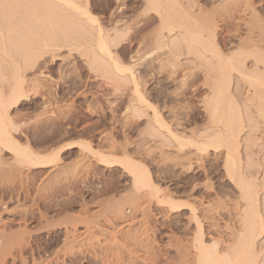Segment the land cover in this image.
Masks as SVG:
<instances>
[{
	"label": "rangeland",
	"instance_id": "1",
	"mask_svg": "<svg viewBox=\"0 0 264 264\" xmlns=\"http://www.w3.org/2000/svg\"><path fill=\"white\" fill-rule=\"evenodd\" d=\"M73 1L109 52L71 5L0 0V264H198L200 225L228 260L256 212L260 264L263 97L238 67L264 70V0ZM167 6L196 41L165 29ZM224 121L240 125L239 170Z\"/></svg>",
	"mask_w": 264,
	"mask_h": 264
},
{
	"label": "bare ground",
	"instance_id": "2",
	"mask_svg": "<svg viewBox=\"0 0 264 264\" xmlns=\"http://www.w3.org/2000/svg\"><path fill=\"white\" fill-rule=\"evenodd\" d=\"M55 1V0H54ZM56 1H61V2H63L64 4H67V5H71L72 7H73V10H74V14H73V16H77V18L75 17V19H77L78 20V18L79 19H83V20H85V22H87V24L88 23H90V24H97V31H98V33H97V38H98V42H99V45H100V48L101 49H103L104 51H106V52H109L108 50H109V48H107L106 47V45H107V43H106V36L104 35V33H103V28L100 26V24L98 23V19L97 18H94L93 16H92V14H91V12L89 11V9H87V8H81V6H79V4H77L75 1H73V0H56ZM88 1L89 0H85V2L88 4ZM155 1V0H154ZM161 1V0H160ZM59 3V2H58ZM54 4H57V3H54ZM157 4V3H156ZM163 4V3H162ZM166 5V3L163 5V6H165ZM168 5V4H167ZM236 5V4H235ZM64 6H66V5H64ZM242 6H243V4H242ZM246 6H248V5H246ZM245 7V6H244ZM159 8V7H158ZM162 8H164V7H162ZM169 8H170V6H169ZM169 8H168V6H167V9L168 10H164V12H166L165 13V15L163 16V18H161V19H163L162 21H161V23L163 24V26H165L164 28L165 29H167V30H169L170 32H174L175 31V29H177V28H181L180 30H182V28H183V30H185V32L184 33H186L185 35L187 36V37H185V39L186 38H188V36L190 37V36H192L193 38H194V40H195V33L197 34H199V32H197V29H196V32H194V27L191 29V27L189 28L188 26H185L184 24H182L183 22H182V20H181V24H180V22L178 23L179 25H177V23H175L176 21H175V19H176V17L178 16L177 14L178 13H176L174 16H176L175 18H173V20L171 19V14H169L171 17H168V11H169V13H172V11L170 12V10H169ZM238 8V7H237ZM234 9H235V7H234ZM240 9V8H239ZM59 10V9H58ZM57 10V11H58ZM173 10V9H172ZM175 10V9H174ZM245 10V9H244ZM239 11V10H238ZM237 11V9H236V11H235V13L236 12H238ZM54 12V11H53ZM182 12V11H181ZM254 12V11H253ZM183 13V12H182ZM232 13V12H231ZM164 14V13H163ZM239 14V13H238ZM237 14V15H238ZM243 14V13H242ZM173 15V14H172ZM232 15V14H231ZM233 15H235V14H233ZM232 15V16H233ZM258 17V15L256 14L255 15V17ZM180 17H182V16H180ZM180 17H179V19H180ZM187 17V16H186ZM185 17V18H186ZM233 18V17H232ZM235 18V17H234ZM238 18H239V16H238ZM260 18V17H259ZM183 19V18H182ZM187 19V18H186ZM236 19V18H235ZM80 20V21H81ZM184 20V19H183ZM188 20V22H189V19H187ZM191 20V19H190ZM193 20V19H192ZM260 20V19H259ZM176 24H174L173 22ZM177 21H179V20H177ZM186 21V20H185ZM187 22V24L189 25V23ZM195 24V23H194ZM209 24V23H208ZM212 25V24H211ZM210 25V26H211ZM190 26H194V25H191L190 24ZM201 27L202 28V25H198V27ZM204 26H205V24H204ZM204 26H203V28H204ZM207 26V25H206ZM209 26V27H210ZM259 26V25H258ZM257 26V27H258ZM196 27V26H195ZM212 27V26H211ZM214 27V26H213ZM202 28V29H203ZM215 28V27H214ZM202 29H200L201 31H202ZM211 30H212V28H210ZM258 30H259V33H262L261 34V36L264 34V25H262V23L260 24V26L257 28ZM257 29L255 30V31H257ZM174 30V31H173ZM205 30H206V28H205ZM207 30H208V27H207ZM204 31V30H203ZM201 32V33H204V32ZM213 31V30H212ZM183 32V31H182ZM209 33H211L210 31H208ZM206 33V32H205ZM212 34H213V32H212ZM197 36V35H196ZM200 36H201V34H200ZM200 36H197V39L200 37ZM208 36V35H207ZM215 36V35H214ZM192 37H190V38H192ZM216 37V36H215ZM190 38H188V39H190ZM192 38V39H193ZM203 38V37H202ZM206 38V37H205ZM264 38V37H263ZM188 39H186V41L187 42H192V40L190 39L189 41H188ZM209 39V38H208ZM200 40V39H199ZM204 41H205V39H203ZM261 40V39H260ZM196 41V40H195ZM263 40H261V41H258V43H263L262 42ZM212 43V42H211ZM260 43V44H261ZM187 44H191V43H187ZM215 44V43H214ZM244 44V43H243ZM260 44H257V45H255V43L253 42V41H251L250 39H247L246 40V42H245V45L247 46L246 48H253V49H255L254 47H258V45H260ZM244 45V46H245ZM249 45V46H248ZM108 46V45H107ZM213 47H214V45H213ZM190 49H191V46L189 47ZM215 48V47H214ZM213 48V49H214ZM248 48V49H249ZM108 49V50H107ZM257 49V48H256ZM187 50H189L188 49V47H187ZM250 50V49H249ZM189 51H191V50H189ZM214 52H215V50H213ZM251 51H252V49H251ZM254 51H256V50H254ZM250 52V53H253V54H251L252 56L254 55V57H255V59L256 60H254V64H253V66H254V69H256V71L258 70V68H259V64H263V66H264V55H260L259 53H257V54H259V55H255V52ZM189 53V52H188ZM249 53V52H248ZM215 54V53H214ZM246 54H244V56H245ZM249 55V54H248ZM251 55H249V56H251ZM243 57V56H242ZM223 58H224V56H223ZM241 58V57H240ZM245 58L246 59H248L246 56H245ZM244 57H243V59L244 60H246ZM225 59V58H224ZM229 59V58H228ZM222 60V59H221ZM231 60V59H230ZM230 60H228V62L227 63H230V65H229V68H228V66H226V65H224V67H226V68H228V69H230V70H232V69H235L236 67H234V63L232 62L231 63V61ZM240 60V59H239ZM230 61V62H229ZM238 61V60H237ZM243 61V60H242ZM239 62V61H238ZM241 62V61H240ZM239 62V63H240ZM245 62V61H244ZM239 63H238V65H239ZM237 64V63H236ZM240 65H242L241 66V68H239L238 66V72L243 76L242 78H244L245 80H247L248 81V83L250 84V86L251 87H255L256 89H261L262 90V94H264V70H263V72H261L260 71V73L258 72V73H250L249 71H247L246 69H245V73H242V67H244V63H241ZM223 67V68H224ZM232 67H234V68H232ZM226 68H224L225 69V71H227V69ZM253 68V67H252ZM254 69H252L253 71H254ZM263 69H264V67H263ZM229 70V71H230ZM224 71V70H223ZM228 71V72H229ZM236 71V70H235ZM243 71H244V69H243ZM247 71V72H246ZM230 74H231V72H230ZM229 76V75H228ZM134 77V76H133ZM230 78H231V75H230ZM229 78V79H230ZM226 81H228V79L226 80ZM229 82V83H228ZM228 82H226L227 84H225V85H227V86H225V89H222V92H223V90H225V94H226V96L225 97H227V99L229 98L230 99V81H228ZM224 86V85H223ZM137 88V87H136ZM220 89H221V87H219ZM218 88V89H219ZM137 90V89H136ZM221 91V90H220ZM258 91V93H259V90H257ZM224 93V92H223ZM221 94V93H220ZM224 94V95H225ZM260 95L259 96V98H261V97H263V98H261V99H259V100H264V96L263 95ZM222 95V94H221ZM256 94H254V96H255ZM221 97V96H220ZM256 97V96H255ZM254 97V98H255ZM257 97H258V95H257ZM222 98V97H221ZM232 100V99H231ZM263 100H262V109H264V102H263ZM260 107V106H259ZM260 109H261V107H260ZM218 111H219V109H217ZM216 109H215V111H217ZM261 112V111H260ZM263 112V111H262ZM220 113V112H219ZM215 116V115H214ZM219 116V115H218ZM217 116V117H218ZM222 117H224V116H222ZM219 118H220V116H219ZM224 119H225V117H224ZM223 119V120H224ZM226 119H228V118H226ZM219 120V119H218ZM232 121V120H231ZM230 121V123L228 122H225L224 121V124L226 123V124H228V126H226L227 128H225V132H226V129H227V134H228V137H227V135H226V138H228L227 140H228V142H227V144L229 145V148H230V145H232L231 146V148H232V150L231 149H229V152L227 153L228 155H227V159H228V164L230 165L229 167L231 168V167H233V169L234 170H239V168H241L242 166H241V159H240V150H239V140H238V137H239V133H240V125L239 124H237V125H235L233 128H231L230 126L231 125H233V124H231V123H233V122H231ZM220 122V121H219ZM222 122V121H221ZM222 124V123H221ZM225 124V125H226ZM231 124V125H230ZM239 125V126H238ZM238 128H237V127ZM237 128V132H236V130H232V129H234V128ZM1 128V127H0ZM239 129V130H238ZM0 131H2V129H0ZM5 131V129L3 130V132ZM3 132H1V133H3ZM234 132H236V133H234ZM220 134V133H219ZM222 136V134L220 135V137L219 138H222L221 137ZM218 138V139H219ZM218 142V141H217ZM221 142V141H220ZM224 142H226V141H224ZM222 143V142H221ZM225 146H226V143H225ZM227 149H228V147H227ZM228 164L226 165L227 167H228ZM237 172V171H236ZM238 172H241V171H238ZM240 174H242V173H240ZM147 176V175H146ZM144 177H145V175L143 176V178H142V176L141 175H136V178H137V180H138V183L139 182H141V181H143L144 180ZM147 180H148V178H147ZM144 184V183H143ZM150 185L151 184V182L149 181L148 183H147V185ZM151 186V185H150ZM157 191V190H156ZM152 194H154V195H156L155 194V192L154 193H152ZM157 196V195H156ZM154 197L155 196H153V199H154ZM158 197V196H157ZM156 198V197H155ZM157 199V202H159L158 201V198H156ZM161 201H160V206H161V202L163 201L161 198H159ZM168 200V199H167ZM166 201V200H165ZM165 201H163V203H162V205L163 204H165L166 202ZM171 201V200H170ZM169 201V202H170ZM155 202H156V200H155ZM165 202V203H164ZM169 202H167L168 203V208H169ZM173 203V205H172V207L170 206V208L172 209L171 211H173V209L174 210H177V213H178V210H182L184 207L182 206L183 204H180V203H177L176 205L174 204V201H172ZM166 203V204H167ZM157 205H158V203H157ZM166 206V205H165ZM249 206V205H248ZM170 208H169V211H170ZM252 214L254 213V212H256V211H253V209L255 210V208H253V205H252ZM167 209V208H166ZM191 209H192V211L190 212V213H192V212H196V210H195V208L194 207H191ZM167 211V210H166ZM250 211V210H249ZM172 213V212H171ZM256 214H257V212H256ZM256 214L254 213V215L255 216H252L251 217V219H250V223H251V227L253 228V230L255 231V232H257L258 234H255L254 233V231L253 230H251L252 228L251 227H247V229H246V234H245V236H244V240H243V243H242V245H243V247L242 248H240V250L238 251V252H236V254L235 255H233L231 258H229L228 260H224L225 258H223V256L221 255V253H220V251H219V249L217 248V247H212V248H208V246H206V245H204V244H202V240H203V230H202V227H201V225L200 226H198L199 227V229H197L198 231V239H200V241L199 240H197V242H199L200 243V248H197L198 250V254L196 255V256H198L197 257V259H198V264H259L258 263V253H257V250H256V248H255V246H256V237L258 236V235H260L261 233H262V229H263V224H262V222L260 221V220H258V217H256ZM192 216L194 217L195 216V214L193 215L192 214ZM196 217V216H195ZM259 219H260V216H259ZM200 222V221H199ZM196 223H197V220H196ZM199 223H197V225H198ZM197 227V226H196ZM213 227V226H212ZM211 227V228H212ZM210 228V229H211ZM211 230H213V229H211ZM261 231V232H260ZM197 239V238H196ZM196 244V243H195ZM181 249V248H180ZM196 250V249H195ZM182 251V250H181ZM178 252H180L179 251V249H178ZM119 253V252H118ZM131 253V252H130ZM180 253H182V252H180ZM179 254V253H178ZM181 256V255H180ZM130 258V257H129ZM129 261V260H128ZM157 261V260H156ZM160 261V260H159ZM182 261H183V259H182ZM132 262V261H131ZM156 263V262H155ZM182 264V263H181Z\"/></svg>",
	"mask_w": 264,
	"mask_h": 264
},
{
	"label": "snow or ice",
	"instance_id": "3",
	"mask_svg": "<svg viewBox=\"0 0 264 264\" xmlns=\"http://www.w3.org/2000/svg\"><path fill=\"white\" fill-rule=\"evenodd\" d=\"M262 239H264V237H262ZM260 264H264V252L260 254Z\"/></svg>",
	"mask_w": 264,
	"mask_h": 264
}]
</instances>
